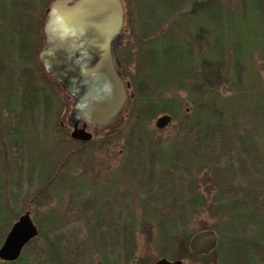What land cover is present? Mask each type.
Returning <instances> with one entry per match:
<instances>
[{"label": "trees", "instance_id": "16d2710c", "mask_svg": "<svg viewBox=\"0 0 264 264\" xmlns=\"http://www.w3.org/2000/svg\"><path fill=\"white\" fill-rule=\"evenodd\" d=\"M11 1L15 6L12 8L13 19L9 28H14L16 32L12 40L13 46L24 62L32 61L30 58L36 59L40 71L37 77L30 67H25L21 72L20 100L16 94L15 101L20 104L17 117L26 120L40 110L41 103L45 106V115L52 111L55 99L51 98L42 79L54 89H64L53 76L47 74L39 60L45 38L48 2H45L44 13L35 29V20L27 13L29 4L35 5L36 0ZM123 1L125 22L131 28L135 45L137 43L138 63L137 71L131 76L135 94L128 99L125 109L136 107L135 113L133 108V115L136 114L135 129L144 130L151 120L162 114H169L172 122L180 123V132L184 136L181 141L177 140L166 148L160 145L158 149L150 150V168L146 164L137 168L132 160L126 164L130 168H125L126 173L131 176L140 174L141 171L148 186H157L151 188V194L154 195L147 201L152 200L160 206L159 212L152 208L148 214L151 216L152 212L155 218L159 216L161 219L158 222L160 228L157 236L159 256L171 260L185 258L179 245L188 246L190 233L182 232L181 228L190 224L193 211L199 212L208 207L222 216L221 225L214 227L220 233L218 247L207 255L197 256L189 252V257L202 260L217 252L220 264H264V242L257 240V235L264 239V197L260 198V188L263 187L264 190V182L257 185L256 181L253 184L255 172L263 174L258 165L264 161V151L260 147L262 142L260 136L256 137L259 132L255 126L242 128L243 123H251L246 117L250 107L248 109L239 101L241 97H247V94L224 99L221 98L223 94L216 89L226 83H231L237 89L243 85L240 63L247 59V51L253 43L252 40L247 43L243 36L247 24L249 27L251 25V22H246V17L256 23L257 37L263 46L261 51L264 52V0H236L233 9L230 8L231 5L224 3L225 0ZM243 8L247 11L245 19L240 17L241 13L240 16L236 14ZM187 14L189 21L195 22L198 29L192 32L196 42L193 39L192 42L186 41L172 31L169 38L165 39L166 36H162L167 31L163 28L164 24L174 16ZM136 28L139 33H136ZM227 46L232 51L229 52ZM215 80L219 81L218 84H215ZM163 90L166 93L173 91L174 94L164 97L161 92ZM179 91H187V99L192 100L189 113L177 95ZM6 94L11 96L10 88ZM40 95L43 96L41 99ZM65 95L68 97L67 93ZM256 97L260 101L256 105L264 109V97ZM68 98L63 107L64 113L57 123L59 130L67 134L69 128L62 125V121L71 108L72 101ZM10 123L11 121L6 123L9 128L8 137L16 135L20 139L24 138L17 124L10 128ZM121 123L122 120L119 119L115 124L95 131L97 133L109 129L110 136L106 137L110 139ZM102 141L107 142L103 138L99 142L94 139L87 142L70 139L63 142L61 147L68 157H80ZM127 146L136 152L142 151L139 142H128ZM66 159L68 162V158ZM157 164L166 169L164 172L159 170V176H156ZM48 169L49 166L44 168ZM61 170L62 166L57 168L58 172ZM204 170L210 172L211 180L219 189L218 196L212 203L208 197L198 192L200 185L195 177ZM0 175L3 176L2 166ZM44 175L47 173L42 174ZM67 179L63 174L53 173L44 187L56 189L58 185L69 181ZM248 179L249 185L246 186L244 182L247 183ZM181 182L187 183V186L183 187ZM178 192L189 194V198H180ZM4 193V183H1L0 231L3 232L4 228V232H1L3 235L0 236V242L5 230L13 224L10 203L8 199L5 200ZM147 201L142 203L145 209L150 206ZM83 204L84 211L93 207L89 203ZM5 214L7 216L3 219ZM164 218H167L166 221ZM34 220L39 227V235L26 246V251L19 259L0 261V264H93L95 257L101 259L95 264H112L113 257L121 258V255V260L130 264L134 259V222L110 220L103 215L101 207L95 208L89 216L86 221L87 234L83 236V233L66 235L65 230H61L62 226H58L59 218L53 212L45 214L42 221L37 216Z\"/></svg>", "mask_w": 264, "mask_h": 264}, {"label": "rangeland", "instance_id": "374dc122", "mask_svg": "<svg viewBox=\"0 0 264 264\" xmlns=\"http://www.w3.org/2000/svg\"><path fill=\"white\" fill-rule=\"evenodd\" d=\"M46 1L50 6L52 0H40V2L36 0L35 5L29 4L27 15L33 16L35 29H37L40 17L44 13ZM224 3L231 5L230 8L233 9L236 0H225ZM13 6L14 3L11 0H0V166L3 167L4 176L0 175V184L4 183L5 200L8 199L10 203V218L14 222L21 214L29 211L33 218L37 216L38 220L42 221L45 214L53 212L59 218L60 222L58 226H62L61 230H65L64 233L66 235L83 233V236L87 234L86 221L89 216L95 208L99 209L101 207L103 215L110 220H118L121 223L134 222L136 229V251L134 259L130 264H154L156 260L161 258L157 245V236L160 228L158 222H161V219L159 216L155 218L152 212V218L148 214L152 208H156L159 212L160 206L152 200L151 202L147 200H150V197L154 195L151 194V188L157 186L155 184L148 186L141 171L139 172L140 174L131 176L126 173L125 168H130V166L126 167L129 160H132L134 166L137 164V168L145 164L150 168L148 162L150 150H156L160 145L166 148L171 143L177 140L181 141L184 138L180 132V123L173 121L166 128L159 129L155 126V118L147 124L144 130L135 129L136 114L133 115V108H135L134 113L137 110L135 106H130L120 116L119 119L120 121L122 120V123L115 128L116 133L110 139L106 137L110 136L109 129L96 133L94 129L90 128L94 134V141L99 142L103 138L107 142L96 143L97 147H92L91 151H88L84 156L76 157L70 155L68 157L67 152L62 149L61 145L63 142L66 143V141L73 139L71 137L72 129L67 125V118L72 109L73 99L69 95V98L65 95V90L54 89L42 79L44 86H47L50 91L51 98L55 99L52 111H48V114L45 115V106L41 103L40 110L35 111L33 117L29 116L26 120L17 117L20 104L18 101H15V96L17 94L20 100L22 69H25V67L34 69L36 77L39 76L40 71L37 67L36 59L30 58L32 61L24 62L13 46L12 40L15 38L16 32L14 28L9 29L12 25ZM244 9L240 10L241 12H236L239 16V13H241L240 17L243 19L247 16V11ZM188 18V14L186 16L178 15L171 18L170 22L164 24L163 28L167 31H164L162 36H166L164 38L167 39L172 31L173 33L176 32L186 41L192 42V39L195 41L192 32L198 29L196 23L189 21ZM245 20L247 23L248 21L251 22V25L249 27L247 24L243 36L247 43L250 40L253 43L252 47L250 46L247 51V59L245 58L240 63L241 78L242 82L244 80V83L241 82L243 85L238 89L231 83H226L216 89L223 94L221 98L224 99H228L233 95L247 94V97H241L239 101L247 106V108L250 107V109L248 108L249 114L246 117H248L251 123H243L242 128H248L252 125L257 128L259 134L256 137L260 136L262 142L260 147L264 151V109L256 105L260 102L256 99V96L264 97V52L261 51L262 45L259 37H257L258 28L256 27V23H253L250 17H246ZM168 28L171 29L168 30ZM135 31L139 33L137 28ZM136 46L137 43L135 45L131 28L125 22L121 36L116 41L115 50L120 72L131 85L128 94L129 98L134 97L135 94L131 76L138 69ZM227 48L229 52L232 51L230 47L227 46ZM33 61H35V64ZM215 82V84H218L219 81L215 80ZM8 88L11 89L12 93L10 97L6 94ZM161 92L164 97L174 94L173 91L166 93L167 91L163 90ZM177 95L180 97V100L182 99L184 109L189 113L192 100L187 99L189 98L188 92L179 91ZM42 97L40 95L39 99ZM67 98L71 99L72 103L69 113L64 116L62 125H66L69 128L68 134L67 132H61L57 126L58 121L64 113L63 107L66 105ZM9 121H11L10 128H13V125L17 124L24 138L20 139L16 135L8 137L9 128L6 123ZM256 137L254 135L255 139ZM128 142H139L142 151L136 152L132 148L129 149L127 146ZM69 147L71 148L72 146L69 145ZM66 158H68V162ZM64 163L66 164L64 165ZM258 165L263 174L255 172L253 184L258 182L257 185L264 182V161H262V164L258 163ZM47 166H49V169L44 170ZM60 166H62L63 170L58 172L57 168ZM134 166H131V168ZM156 170V176H159L158 174L161 172L159 170L164 172L166 169L165 166L163 168L157 164ZM208 171H202L195 178L197 184L200 185H198V192L208 197L212 203V200H216L219 189L211 180L212 178ZM45 172L49 177L53 173L63 174L69 181L63 185H58L56 189H45L44 186L47 185V181L49 180L47 175L42 176L43 173L46 174ZM180 184L183 187L187 186L185 182H181ZM244 185H249V179L247 183L244 182ZM260 190V198H263V187ZM181 192H178V196H181L180 198L185 200L189 198V194ZM13 198L14 200H12ZM145 201L150 203V206L146 209L142 205ZM83 203H89L93 207L84 211ZM192 213L193 217L190 224L185 228H181L182 232L190 233V238L198 231L215 229L221 225L222 216L208 207L202 208L199 212L195 210ZM6 216L7 214L3 215V219ZM166 219L164 218L165 221ZM11 226L12 224L7 229L5 228L6 230L0 246ZM1 232L2 230L0 231V236L3 235L4 228L3 232ZM218 234L220 238V233L218 232ZM257 240L261 243L264 242L261 235H257ZM179 247L180 252L182 251V254L186 256L183 258L185 264H220L217 252L206 259L197 260L190 258L188 255L191 252L189 242L187 247L183 244H180ZM25 251L24 249L23 253ZM121 258H123L122 255ZM121 258L114 256L112 264H126L124 263V259L121 260ZM100 260V258L95 257L93 264L98 263Z\"/></svg>", "mask_w": 264, "mask_h": 264}, {"label": "water", "instance_id": "95a60500", "mask_svg": "<svg viewBox=\"0 0 264 264\" xmlns=\"http://www.w3.org/2000/svg\"><path fill=\"white\" fill-rule=\"evenodd\" d=\"M123 0H53L44 26L45 41L39 53L46 72L73 98L67 118L71 137L83 142L93 137L87 128L110 126L120 118L127 102V85L118 70L113 41L124 25ZM172 116L163 114L155 126L166 128ZM39 235L29 211L12 224L0 246V259L17 260L25 246ZM219 242L214 229L192 235L189 249L195 255L213 251ZM154 264H183L162 257Z\"/></svg>", "mask_w": 264, "mask_h": 264}, {"label": "flooded vegetation", "instance_id": "af4514ba", "mask_svg": "<svg viewBox=\"0 0 264 264\" xmlns=\"http://www.w3.org/2000/svg\"><path fill=\"white\" fill-rule=\"evenodd\" d=\"M117 41V40H116ZM116 41L114 42V44H113V48H114V50H115V48H116Z\"/></svg>", "mask_w": 264, "mask_h": 264}]
</instances>
